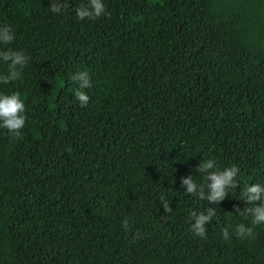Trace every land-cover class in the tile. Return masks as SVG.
Returning a JSON list of instances; mask_svg holds the SVG:
<instances>
[{"label":"trees","instance_id":"16d2710c","mask_svg":"<svg viewBox=\"0 0 264 264\" xmlns=\"http://www.w3.org/2000/svg\"><path fill=\"white\" fill-rule=\"evenodd\" d=\"M82 2L0 0L15 32L0 47L29 56L0 85L26 112L18 137L0 129V264H264V225L235 234L245 182H264V0H104L108 15L78 19ZM208 156L240 170L218 204L180 184Z\"/></svg>","mask_w":264,"mask_h":264},{"label":"clouds","instance_id":"9594fccd","mask_svg":"<svg viewBox=\"0 0 264 264\" xmlns=\"http://www.w3.org/2000/svg\"><path fill=\"white\" fill-rule=\"evenodd\" d=\"M49 10L60 13L65 7V0H50ZM108 15L104 0H83L75 8L78 19H94L101 15ZM15 39V32L8 24H0V46L10 45ZM29 63V56L23 49L0 47V85H8L22 78V72ZM69 79L77 82L74 89V99L80 105H86L89 96L84 89L91 87L90 76L87 70H78L69 74ZM26 120L25 104L20 93L15 90L0 89V129H6L12 137H18ZM239 167L235 163L219 166L215 157L201 158L195 166V172L202 174L198 182L192 173L180 177V184L184 193L206 200L209 204H218L230 191L237 187ZM164 212L171 210L169 203L163 196L160 197ZM241 199L247 206L239 210L243 217L249 218L250 223L236 225L235 234L238 237H251L253 226L264 225V182H245L241 190ZM216 209L207 207L203 211L190 213L189 225L193 236L203 238L206 235V224L215 215ZM121 226L128 228V218L121 221ZM224 239L229 238L227 229L221 230Z\"/></svg>","mask_w":264,"mask_h":264}]
</instances>
